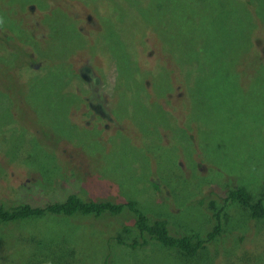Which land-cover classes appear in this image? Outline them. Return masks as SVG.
<instances>
[{
  "label": "rangeland",
  "instance_id": "rangeland-1",
  "mask_svg": "<svg viewBox=\"0 0 264 264\" xmlns=\"http://www.w3.org/2000/svg\"><path fill=\"white\" fill-rule=\"evenodd\" d=\"M263 181L264 0H0V202L128 197L205 236ZM129 216L0 221V264H264L239 202L190 258L114 240Z\"/></svg>",
  "mask_w": 264,
  "mask_h": 264
},
{
  "label": "trees",
  "instance_id": "trees-1",
  "mask_svg": "<svg viewBox=\"0 0 264 264\" xmlns=\"http://www.w3.org/2000/svg\"><path fill=\"white\" fill-rule=\"evenodd\" d=\"M156 10L162 9L156 4ZM154 11V12H155ZM152 12V14L154 13ZM164 10L162 11V13ZM161 14H159L160 16ZM160 20H166L169 18V14H162ZM164 17V18H163ZM189 17H191L189 15ZM203 61L201 59L195 60L193 63V71L198 64ZM212 65V64H211ZM212 67H214L212 65ZM215 68V67H214ZM188 69H186V74ZM171 81L167 75L163 79V83ZM172 86V81L170 82ZM211 90H215L216 87L209 86ZM171 91L167 86L163 85V93ZM185 95L186 91L183 88ZM146 95L143 97L146 99ZM157 101L160 100L156 98ZM187 99L185 97L184 101ZM179 98L177 99V101ZM175 101V103L177 102ZM183 101V102H184ZM172 103V102H171ZM169 103V104H171ZM163 109L168 110L165 106H161ZM69 112V110H67ZM169 111V110H168ZM67 117V112H66ZM17 187L13 190L15 193ZM224 202L221 203L214 213L215 223L210 231L205 236H201L198 232H185L182 234L172 233L169 226L168 219L165 217H151L144 213L135 201L128 198L126 200H113L111 198H85L80 195L77 191L68 192L61 199H51L42 203H35L32 201H22L13 205H5L0 202V221H11L24 219L31 216H41L46 213L53 214L54 217L66 219L75 215H81L84 217L100 218L103 216H118L124 209L129 210V221L127 219H121V225L116 230L113 239L120 243L128 244L130 248H143L149 245L152 241H156L161 245L169 246L176 249L181 255L193 256L194 253L204 246L206 242L214 239L220 232V217L225 213V209L229 201L239 202L241 205L246 207L249 214L253 218L264 216V181L258 193H254L248 190L244 184L236 187L228 188L223 195ZM214 203V202H212ZM109 259L106 258L105 263L110 264Z\"/></svg>",
  "mask_w": 264,
  "mask_h": 264
},
{
  "label": "flooded vegetation",
  "instance_id": "flooded-vegetation-1",
  "mask_svg": "<svg viewBox=\"0 0 264 264\" xmlns=\"http://www.w3.org/2000/svg\"><path fill=\"white\" fill-rule=\"evenodd\" d=\"M78 76L81 78V79H83L84 81H85V83L88 81V79H89V75L87 74V72H85V71H83L82 69H80L79 71H78ZM102 79V78H101ZM95 81H98L97 79L95 80ZM102 81L104 82V84L107 86L108 85V81H104L103 79H102ZM79 87V86H78ZM99 88H100V91H103L104 90V87H103V85L102 84H96V86H93L92 87V89L93 90H99ZM104 96V95H103ZM89 105H91V106H93V104L92 103H90L89 102ZM96 108V110L97 111H99L100 112V109L99 108H97V107H95Z\"/></svg>",
  "mask_w": 264,
  "mask_h": 264
}]
</instances>
